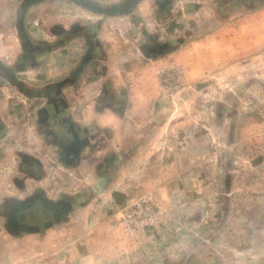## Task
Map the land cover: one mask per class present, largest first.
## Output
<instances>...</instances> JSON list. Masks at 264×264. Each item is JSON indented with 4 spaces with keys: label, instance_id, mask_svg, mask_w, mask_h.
Segmentation results:
<instances>
[{
    "label": "crops",
    "instance_id": "crops-1",
    "mask_svg": "<svg viewBox=\"0 0 264 264\" xmlns=\"http://www.w3.org/2000/svg\"><path fill=\"white\" fill-rule=\"evenodd\" d=\"M171 57L216 83L161 92L153 69ZM240 74L251 83L241 87ZM255 78L264 79V0H0V263L126 264L130 253L139 264L144 252L157 253L153 233L135 241L122 233L115 201L154 190L175 206V190L190 180L182 165L154 164L170 149L167 132L177 126L190 137L182 127L192 118L208 129L209 117L216 131L223 121L251 128L253 112L242 122L232 114L245 105L234 95L259 101ZM209 93L214 108L202 103ZM185 142L178 148L189 156ZM259 200L235 208L227 197L216 232L229 225V235L215 253L264 264ZM64 201L68 212L53 217Z\"/></svg>",
    "mask_w": 264,
    "mask_h": 264
},
{
    "label": "rangeland",
    "instance_id": "rangeland-1",
    "mask_svg": "<svg viewBox=\"0 0 264 264\" xmlns=\"http://www.w3.org/2000/svg\"><path fill=\"white\" fill-rule=\"evenodd\" d=\"M147 30L148 28L146 29L145 27L143 31L146 32ZM196 36L198 37V35L192 36V39H195L193 40L195 43L190 45L191 50L194 52H197L199 48V44L197 43L198 38H194ZM132 41H135V39L133 38ZM134 61L140 63L138 59ZM171 64L182 65L186 76L184 85L180 86L175 91L169 92L162 87L159 81V74L162 69ZM155 67L156 68L153 69L155 85L165 94H175V92L187 85H193L197 87V91H199L205 87L209 81L216 83V79L213 75L206 76L202 73L193 72L188 66L173 57L168 58L163 63L155 65ZM247 80V77H243L241 74L238 75L237 81L241 84V87L251 83ZM254 81H256L254 82L256 89L254 88L252 96L255 94L259 101L257 102L255 100V103L251 102L249 105H246L245 102H242L240 98L234 95V100L239 103L233 104L241 103L245 105H242L244 107H241L240 111L237 107H233L232 114L237 120L242 122L248 112H253L254 114L250 115V117L255 122L251 128L245 127L242 123L240 125L235 123V126L233 124H226L223 121L222 125H220L216 131L214 130L212 120L210 121L211 117H209L208 129L199 122L200 120L192 118L189 122L192 125L182 127L184 130H190L188 133L190 137H186L187 133L184 132L183 134V130L180 132L181 129L177 126L172 127V130L167 132L170 136V139H168V146L170 149L163 151L160 157L156 158L157 160L154 164L156 167L159 166L161 169L163 168L165 170H168V165H173L174 167L182 165L183 169L186 171H184L185 178L183 181L189 182L190 180L192 183L196 181V184L190 182L186 184L187 187L185 190L184 188L175 190V199L178 200L175 201V206L170 201V204L168 203L169 208L164 205L154 190L142 192L133 190L129 193H123L124 195L119 197L120 200L118 199L115 201V207L117 208L115 213L116 221L122 233L126 235V237H129L130 240L135 241V236L126 234L120 222V207L123 200L130 196H140L149 192L155 193L159 199L163 216L158 226L150 227L142 234L147 235L153 233V241L156 240L155 242H158L157 253L152 255L150 251L147 253L144 252V257L139 264H221L224 257L226 258L224 261L226 264H251L249 262L252 261L251 258L248 259L245 255L228 252L221 256L220 253L215 252L221 249L219 247L220 244L224 245L229 235V233H226L227 227H230L229 225L226 227L223 226L224 229L221 232H216V226L220 224L218 220V218H220V212L221 210L225 211L229 206L227 197L233 195L234 203L237 204L235 208H238L240 205L243 206L244 202H248V208L251 209L258 205L255 204L256 202L261 204L262 201H258V198L264 195L260 192L264 188V110L257 107V104L261 102L260 100L264 98V79L255 78ZM225 84L227 85L223 86V89L228 90L230 80L227 82L224 81L223 85ZM209 94L210 95H207L208 97L203 95L204 98L203 100L201 99L202 103L205 104V102H207L206 104H211L214 108L217 97L215 93ZM249 96L250 94L245 95L246 100H248ZM107 100H110L109 96L105 97V101ZM224 101H228L227 104H231L229 95ZM207 112L210 111L208 110ZM212 112H215V110L213 109ZM225 115L227 114L225 113ZM198 124H200V126H198ZM244 133L248 135L241 140L240 138ZM186 139L188 143H185L190 146V155L182 156V151L179 150L178 146L181 147L183 141ZM215 149L223 150L218 152L217 156L211 155L210 152L215 151ZM26 166L32 167V169L34 168L32 163L29 162L26 163ZM211 166H213V168H211V172H209ZM205 167L207 170L206 173L203 171ZM202 177H205L206 184L203 183L202 185L200 183L202 182ZM254 192L256 194L258 193L259 196L254 195ZM114 197L118 198L117 195H114ZM242 199L244 200L242 201ZM165 201L167 202L166 198ZM63 203L68 204V202L65 201ZM105 204L110 205L107 202ZM32 206L40 207V210H44L43 205L32 204L31 207ZM14 207L15 205L9 206L8 204V209L10 208L12 210ZM24 207L23 205H19L16 206L15 209H24ZM174 208H176L175 213ZM63 211L65 214L68 212V210L65 211L64 209ZM10 214L11 211H9L7 215L9 218L8 224L14 225L11 221ZM170 234H172V236H170ZM136 240L139 239L137 238ZM148 243H150V240H148ZM204 243H206V247H202L203 249L199 248V246H202ZM182 244H185V246ZM127 255L129 258L127 260L130 261H126V264H136V259H130L132 258L130 257L132 256L130 253ZM258 256L263 260L261 255ZM17 262L18 261H4L2 264H16ZM262 263L263 261L259 264ZM29 264L39 263H33L32 261ZM40 264H44V262ZM58 264L66 263L58 262Z\"/></svg>",
    "mask_w": 264,
    "mask_h": 264
},
{
    "label": "built area",
    "instance_id": "built-area-1",
    "mask_svg": "<svg viewBox=\"0 0 264 264\" xmlns=\"http://www.w3.org/2000/svg\"><path fill=\"white\" fill-rule=\"evenodd\" d=\"M185 70L182 65L171 64L160 71L159 81L169 92L177 90L185 83ZM162 207L155 193L130 196L123 200L120 207V222L129 236H140L150 227L158 226Z\"/></svg>",
    "mask_w": 264,
    "mask_h": 264
},
{
    "label": "flooded vegetation",
    "instance_id": "flooded-vegetation-1",
    "mask_svg": "<svg viewBox=\"0 0 264 264\" xmlns=\"http://www.w3.org/2000/svg\"><path fill=\"white\" fill-rule=\"evenodd\" d=\"M67 205L68 204H65V203H63V202H60V204H57V205H54V208L52 207V209H54V211L56 212V213H52V215H58L59 214V210H63V209H65L66 207H67Z\"/></svg>",
    "mask_w": 264,
    "mask_h": 264
},
{
    "label": "trees",
    "instance_id": "trees-1",
    "mask_svg": "<svg viewBox=\"0 0 264 264\" xmlns=\"http://www.w3.org/2000/svg\"><path fill=\"white\" fill-rule=\"evenodd\" d=\"M53 208H54V206H53ZM56 213V212H55ZM60 213V212H59ZM62 215L64 214V212H63V210H62V213H61ZM59 215V214H58ZM58 215H57V217H58ZM56 215L54 214V216L53 217H55Z\"/></svg>",
    "mask_w": 264,
    "mask_h": 264
},
{
    "label": "water",
    "instance_id": "water-1",
    "mask_svg": "<svg viewBox=\"0 0 264 264\" xmlns=\"http://www.w3.org/2000/svg\"><path fill=\"white\" fill-rule=\"evenodd\" d=\"M110 12V11H109ZM102 180V179H101ZM69 207H70V205H69Z\"/></svg>",
    "mask_w": 264,
    "mask_h": 264
}]
</instances>
